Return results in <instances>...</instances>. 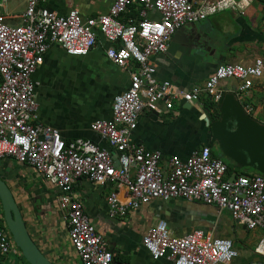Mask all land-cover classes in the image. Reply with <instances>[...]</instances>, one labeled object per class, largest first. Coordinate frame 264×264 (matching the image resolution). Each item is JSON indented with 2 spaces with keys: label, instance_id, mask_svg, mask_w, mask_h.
<instances>
[{
  "label": "built area",
  "instance_id": "obj_1",
  "mask_svg": "<svg viewBox=\"0 0 264 264\" xmlns=\"http://www.w3.org/2000/svg\"><path fill=\"white\" fill-rule=\"evenodd\" d=\"M7 1L0 0V8ZM24 1L27 6L19 25L9 24L0 13V160L33 169L59 191L56 206L80 262L113 264L114 259L75 192L82 179L100 187L125 188L126 201L117 190L108 196L111 219H124L152 200L199 201L220 212L227 210L247 230L263 231L256 251L264 257L263 175L228 177V165L213 156L209 145L185 159L164 160L160 151L148 150L131 138L146 109L159 111L164 103L172 110L176 100L199 102L202 97L217 103L222 83L232 79L239 81L236 93L245 111L253 115L247 99L255 82L264 77V54L249 65L220 64L203 86L189 91L169 81L159 82L153 58L167 52L181 28L224 12L246 15L255 3L264 6V0H114L108 13L87 19L78 10L67 14L49 10L41 5L44 0ZM262 20L264 31V10ZM99 34L108 43L106 57L130 73V87L113 99L112 117L90 125L109 149L90 140L68 142L57 128L42 124L32 79L51 45L70 56L85 57L96 47ZM142 243L153 260L172 264H230L239 256L229 239L204 230L174 237L164 221L152 227ZM19 251L0 202V260L9 264L20 257Z\"/></svg>",
  "mask_w": 264,
  "mask_h": 264
},
{
  "label": "crops",
  "instance_id": "obj_2",
  "mask_svg": "<svg viewBox=\"0 0 264 264\" xmlns=\"http://www.w3.org/2000/svg\"><path fill=\"white\" fill-rule=\"evenodd\" d=\"M113 3L114 0H44L41 5L59 14L78 10L87 19L108 13ZM26 4L24 0H9L0 8V13L7 17L9 24L19 25ZM263 10L261 3H255L246 15L224 12L195 24V27L181 28L169 44V52L153 58L156 79L189 91L195 86H203L220 64H252L264 54ZM190 42L195 45L189 47ZM107 47L108 43L100 34L96 47L85 57L70 56L60 46L51 45L44 63L33 74L39 121L57 128L68 142L90 140L109 149L107 142L91 131L90 125L95 120L112 117L113 99L130 87V73L106 57ZM239 84L237 80H228L222 83L220 90L236 92ZM208 100V97H202L203 106L191 108L184 101L176 100L172 110H167L164 103L158 106L159 111L146 109L139 118L132 141L148 150L160 151L164 160L174 156L187 158L193 150L210 144L211 131L202 117L204 109L212 114ZM247 103L254 112L256 104L264 111V77L255 82ZM260 121L264 122V119ZM212 149L214 156L219 158L218 152ZM16 164L0 160V177L16 193L15 199L20 202L32 239L54 264H82L70 243L65 223L58 222L57 197L53 199L50 195L48 198V186L57 194L59 191L33 169ZM10 166L13 167L11 171ZM245 172L256 174L252 170ZM39 178L42 179L40 186L35 184ZM18 185L40 193L39 201L27 202L30 195L19 191ZM115 190L119 191L120 199L126 201L127 191L123 187L117 188L113 184L100 187L84 179L75 185V192L83 201L87 214L114 255L113 264H172L164 259L153 260L143 247V237L161 221L168 224L174 237H183L194 230H208L215 237L233 241L239 256L230 264H264V257L256 251L258 245L252 246L254 240L261 241L263 231L244 230L227 210L220 212L215 206L199 201L152 200L138 210L130 211L124 219H111L107 199ZM251 233L253 238H250ZM19 258L13 257L9 264H19ZM6 261L1 259L0 264Z\"/></svg>",
  "mask_w": 264,
  "mask_h": 264
},
{
  "label": "water",
  "instance_id": "obj_3",
  "mask_svg": "<svg viewBox=\"0 0 264 264\" xmlns=\"http://www.w3.org/2000/svg\"><path fill=\"white\" fill-rule=\"evenodd\" d=\"M180 31L178 30L173 38L177 37ZM194 45L195 42H190L189 47ZM197 45L199 46L200 43L198 42ZM168 52L169 47L165 53ZM193 105L203 106L201 101L187 103L188 108ZM216 107L217 119L208 109H204L202 114L211 131L210 146L218 152L219 158L229 162L233 171L240 173L242 170H253L264 176V122L245 111L244 104L236 92H222ZM115 159V164L118 166L117 157ZM0 202L6 226L27 263L54 264L32 239L15 196L2 177H0ZM242 228L246 229L245 226Z\"/></svg>",
  "mask_w": 264,
  "mask_h": 264
},
{
  "label": "rangeland",
  "instance_id": "obj_4",
  "mask_svg": "<svg viewBox=\"0 0 264 264\" xmlns=\"http://www.w3.org/2000/svg\"><path fill=\"white\" fill-rule=\"evenodd\" d=\"M11 1V0H10ZM262 16H263V13H262ZM247 102H248V99H247ZM258 109V110H257ZM263 115H264V111H263V109H262V111H260V108H259V106L256 104V112H254V116L256 117V118H258L259 120H263L264 119V117H263ZM18 164H16V166H17ZM9 169V171H11L12 169H13V167H9L8 168ZM41 182H42V179L41 178H39L37 181H36V185H38V186H40L41 185ZM19 187V191H21V192H25V194H26V192L30 195L29 197H30V200L28 201L27 200V202H29V203H35V202H38L39 201V198H40V193H38L37 191H28L24 186H22V185H18ZM17 187V186H16ZM17 190V189H16ZM48 191L50 192V194L48 195V198L50 197V195L52 196V198L53 199H55L59 194H57L55 191H54V189H52V187L51 186H48ZM14 194V193H13ZM16 195V193L14 194V196ZM16 202H17V204H18V206L20 205L19 203L20 202H18L17 200H16ZM20 208V207H19ZM59 220L60 221H58L59 223H61V219H60V217H59ZM62 224V223H61ZM253 236V233H251V236H250V238ZM253 238V237H252ZM258 243H259V240H254L253 241V244H252V246H253V248H255L257 245H258ZM40 248V247H39ZM20 252V262H19V264H27L26 262H25V260L22 258V252H21V250L19 251Z\"/></svg>",
  "mask_w": 264,
  "mask_h": 264
},
{
  "label": "trees",
  "instance_id": "obj_5",
  "mask_svg": "<svg viewBox=\"0 0 264 264\" xmlns=\"http://www.w3.org/2000/svg\"><path fill=\"white\" fill-rule=\"evenodd\" d=\"M135 15H136V12H135ZM208 103H209V105H210V108H211V110H212V114H213V116H214V118L215 119H217V117H218V110H217V107H216V103L213 101V100H211V99H209L208 100ZM247 104V103H246ZM209 146H210V144H209ZM212 154H213V149H212ZM213 156H214V154H213ZM214 157H216V156H214ZM223 161L228 165V172H227V176L228 177H232V176H241V175H250V173L249 172H245V171H241L240 173H236L235 171H233L231 168H230V166H229V162L227 161V160H224L223 159ZM253 171V170H252ZM254 172V171H253ZM254 173H256V172H254ZM256 174H258V173H256ZM22 258H23V256H22ZM24 259V258H23ZM25 260V259H24ZM25 262L27 263V261L25 260ZM28 264V263H27Z\"/></svg>",
  "mask_w": 264,
  "mask_h": 264
}]
</instances>
